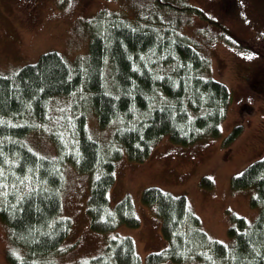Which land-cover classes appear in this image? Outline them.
<instances>
[{"label": "trees", "instance_id": "16d2710c", "mask_svg": "<svg viewBox=\"0 0 264 264\" xmlns=\"http://www.w3.org/2000/svg\"><path fill=\"white\" fill-rule=\"evenodd\" d=\"M218 1V11L212 17L228 28L236 42H251L254 55L239 54L241 75L248 89L264 101V0L260 5L250 2L246 9L251 12L250 21L239 0ZM26 8L29 16L36 18L37 0H26ZM178 8L203 15L194 5ZM99 14L100 21L89 30L85 56L69 60L57 50H47L34 62L0 73V220L24 251L21 256L8 252V264H44L38 258H55L61 252L71 222L61 214L65 162L91 176L86 211L93 230L107 232L120 224L137 227L140 219L129 194L113 207L109 205L108 189L115 181V161L122 151L129 160L143 161L163 136L173 143L189 144L218 135L226 115V84L206 75L210 55L196 47L199 42L179 32V22L171 18L129 20L115 11ZM227 18L254 23L246 28L250 27L248 32L254 33L255 39L243 37ZM54 99L63 106L55 109L56 120L51 121L47 115ZM241 108L252 109L247 103ZM87 109L95 114L99 127H112L106 144L90 135ZM45 121H49L46 133H41L37 122ZM242 126L233 125L223 143L229 145ZM34 132L48 136L55 155L41 153L31 145L30 133ZM200 184L210 187L211 179L202 176ZM230 187H252L249 201L259 210L252 222L232 214L229 242L213 238L203 229L184 193L148 185L140 198L154 206L161 218L165 246L149 251L143 260L130 235H114L107 238L101 252L80 264H161L165 260L264 264V155L231 176Z\"/></svg>", "mask_w": 264, "mask_h": 264}, {"label": "rangeland", "instance_id": "374dc122", "mask_svg": "<svg viewBox=\"0 0 264 264\" xmlns=\"http://www.w3.org/2000/svg\"><path fill=\"white\" fill-rule=\"evenodd\" d=\"M21 1L0 0L1 74L11 73L25 63L36 61L40 53L47 50H57L69 60L85 56L90 27L100 21L99 13L105 10L115 11L129 20L137 17L168 21L171 18L172 22H179V32L199 42L200 46L196 47L211 56L208 55L210 65L206 75L225 83L229 91V104L218 135L189 144L173 143L163 136L153 146L150 157L143 161L129 160L124 151L116 159L115 181L108 189L109 205L113 207L123 195L129 194L140 219L137 227L120 224L107 232L93 230L86 211L91 176L65 162L62 166L61 214L71 221L69 233L61 243L57 257L49 255L38 258V261L44 264H80L101 252L107 238L114 235H130L143 260L149 251L164 247L161 218L154 206L144 204L140 198L142 189L148 185L184 193L192 210L199 216L203 229L223 242L230 241L227 228L233 222L232 214L243 216L248 222L254 221L259 207L252 206L249 201L253 188L233 189L230 178L249 162L264 155V101L259 93L248 89L241 75L242 57L239 54L254 55L251 42H236L228 28L212 17L218 11V0H161L162 3L156 0H37L36 18L29 16L26 6V11L18 7ZM251 1L239 0L247 21L251 20V12L246 11ZM253 1L256 5L262 2ZM187 4L198 7L203 12L202 17L190 9L178 8ZM225 21L242 32L243 37L255 39L254 33L248 32L250 27L246 28L254 23L241 24L229 18ZM244 103L252 109H242ZM62 106L54 99L49 103L47 118L55 121V109L60 110ZM89 110H86L87 129L101 145L106 144L111 138L112 127H99L95 114ZM49 121L37 122L41 133H46ZM238 123L243 125L240 134L229 145L224 144V137ZM60 132L63 134L64 129ZM30 135L34 148L41 153L55 155V147L48 136L36 132ZM202 176L211 179L210 187L200 184ZM8 252L18 256L24 253L22 247L12 241L7 226L0 220V264H8ZM161 264L179 263L165 260Z\"/></svg>", "mask_w": 264, "mask_h": 264}, {"label": "flooded vegetation", "instance_id": "af4514ba", "mask_svg": "<svg viewBox=\"0 0 264 264\" xmlns=\"http://www.w3.org/2000/svg\"><path fill=\"white\" fill-rule=\"evenodd\" d=\"M25 6H26V3L24 2V0L21 1L20 4H18V7H25ZM253 65H255V64H253ZM257 80H259L260 82L262 81V80H260V79H257ZM263 81H264V80H263Z\"/></svg>", "mask_w": 264, "mask_h": 264}, {"label": "crops", "instance_id": "0c3cea01", "mask_svg": "<svg viewBox=\"0 0 264 264\" xmlns=\"http://www.w3.org/2000/svg\"><path fill=\"white\" fill-rule=\"evenodd\" d=\"M141 257V256H140Z\"/></svg>", "mask_w": 264, "mask_h": 264}]
</instances>
